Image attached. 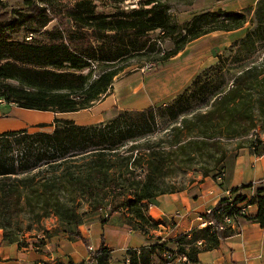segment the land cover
I'll list each match as a JSON object with an SVG mask.
<instances>
[{
    "label": "trees",
    "instance_id": "obj_1",
    "mask_svg": "<svg viewBox=\"0 0 264 264\" xmlns=\"http://www.w3.org/2000/svg\"><path fill=\"white\" fill-rule=\"evenodd\" d=\"M111 1L122 5L134 0ZM42 2L28 0L29 20L38 29L52 21ZM170 10L168 1L146 0L133 9L98 13L91 1L82 0L67 9L66 24L47 31L49 43L19 41L0 32V102L62 114L91 109L112 94L115 79L130 61L157 51L152 33L161 31L175 40L174 49L157 61L164 63L206 35L243 29L254 11L210 10L180 26L172 24ZM8 19L1 18L0 24ZM254 24L231 46L236 55L225 73L222 58L205 79L197 77L170 104L121 111L92 126L56 120L51 133L23 129L0 134V230L6 240L15 242L22 232L51 217L74 238L83 239L79 226L89 214L107 212L109 217L127 210L135 229L147 238L140 251L128 252L130 264H167L164 253L197 264L201 254L219 249L236 235L231 226L219 228L223 218H239L240 205L247 202L240 192L253 184L233 189L231 197L203 216L214 228H195L176 239L153 236L161 224L152 221L147 210L157 198L186 190L188 186L176 188L172 182L191 173L223 181L234 150L250 147L259 154L264 145V0L255 9ZM34 32H29L32 37ZM230 73L234 75L227 82L225 74ZM215 74L221 81H215ZM83 203L89 212H81ZM247 204L257 205L259 212L243 215L242 223L264 225V189ZM109 258L102 247L89 262L78 264H109Z\"/></svg>",
    "mask_w": 264,
    "mask_h": 264
},
{
    "label": "crops",
    "instance_id": "obj_2",
    "mask_svg": "<svg viewBox=\"0 0 264 264\" xmlns=\"http://www.w3.org/2000/svg\"><path fill=\"white\" fill-rule=\"evenodd\" d=\"M237 32L225 33L226 39L230 42L238 40ZM217 36L218 33L206 35L194 41L192 47L207 43L202 51L209 52L219 46L212 43ZM192 47H186L159 72L141 71L122 80L115 79L112 94L92 108L96 112H107L117 103H122L124 111H139L174 101L191 84V80H186L185 72L186 65L192 61ZM5 107L0 105V134L30 129L33 124L17 125L11 116L4 115ZM260 138L264 141V135ZM258 152L250 147L232 151L223 169V181L198 175L186 190L157 198L147 210V216L161 224L152 235L171 240L200 228L203 216L223 199L231 197L233 189L258 183L256 187L240 192L249 203L259 188L264 189V145ZM84 212H89V209ZM249 212L257 215L258 206H250ZM171 223L174 224L173 229H170ZM67 230L56 217L22 232L15 242L7 241L6 233L0 230V264H53L57 261L78 264L89 262L91 254L99 253L102 247L109 251V264H130L128 252L140 251L147 245V238L135 229L127 210L109 217L107 212L89 214L79 226L84 240L74 238ZM197 264H264V225L255 221L244 222L242 229L224 241L219 249L201 254Z\"/></svg>",
    "mask_w": 264,
    "mask_h": 264
},
{
    "label": "rangeland",
    "instance_id": "obj_3",
    "mask_svg": "<svg viewBox=\"0 0 264 264\" xmlns=\"http://www.w3.org/2000/svg\"><path fill=\"white\" fill-rule=\"evenodd\" d=\"M0 19L6 18L8 19L6 22H1L0 24V32L5 36L19 40V41H27L26 39L30 37L29 32H33V40L31 42H37L40 44H45L51 42V36L47 33V31H52L56 27H62L61 25L66 24L67 19L65 17L67 9L74 7L76 3L82 0H45L46 2H42L43 5L49 7L47 8V15L52 20L50 24L45 29H38L36 23L32 20H29L31 17V8L32 5H28V0H0ZM34 3L39 2L40 0H31ZM96 6V10L98 13H106L112 10H117L120 8L121 10H128L129 8L133 9L139 6L142 1L146 0H134L126 2L122 5L114 4L111 0H88ZM168 1L171 5V18L173 25L185 26L186 23L190 22L196 15L201 13L210 11L212 8L222 9L227 12H243L247 8H253L254 11L249 15L248 23L241 30H238L237 35L240 40L242 37L246 35V33L252 30L255 27L254 24V12L259 2L261 0H164ZM215 10V9H214ZM24 23L22 28L18 29L19 25ZM70 21H68V26L70 25ZM67 27H64L66 29ZM218 33L216 40H213L212 43H217L219 46L211 49V51L203 52V46H208L207 43H199L195 46L190 43L187 47H192L190 50V55L192 57V61L186 65L185 76L188 77L186 80H191V84L189 87H192L194 81L197 77L203 76V79L206 78L205 73L210 71L213 68H216L220 65L222 58L227 62L226 67L223 69L222 73L226 72V69L230 67L232 64V58L235 57V52H230L231 46L235 41H228L226 39L225 32L221 35L222 32ZM212 33V34H215ZM180 33L177 32L175 36H178ZM154 42H158L157 51L150 54V56L139 57L137 59H133L129 62V66L124 72H122L116 79L122 80L126 77L133 75L134 73H138L141 71L155 73L159 72V70L165 69L166 65L172 63L175 59L173 57L171 60L167 62H157L162 59L166 53L174 49L175 40L164 35L161 31H156L151 34ZM156 58L157 60H151ZM157 62V63H156ZM156 63V64H155ZM151 66V68H149ZM232 75L234 73L225 74V79L227 82L231 81ZM215 76V81H221V78H218L217 74ZM9 84L17 86V82L9 81ZM173 102V101H172ZM169 103L159 104L157 106H162ZM100 103V102H99ZM161 103V102H160ZM98 104V103H97ZM96 104V105H97ZM0 105H6L3 109V113L6 116H11L15 120V124L17 121V125L19 124H33L30 129V133L36 132H47L51 133L54 130V124L56 120H72L81 126H92L97 125L103 122H107L117 116V114L121 111H124L122 103H117V106L110 109L107 112H96L94 108L83 110L78 113H52V112H38V111H27L22 110L12 105L13 107L8 106L4 101L0 102ZM95 105V106H96ZM44 127H40V126ZM233 148L236 147V144L232 145ZM198 175H202L201 172L191 173L187 177L178 179L173 181L176 185V188L187 187L190 185V182L194 180ZM89 209L88 205L85 203L82 204L81 212ZM23 225L27 227L26 217H23ZM48 223H52L51 220H48Z\"/></svg>",
    "mask_w": 264,
    "mask_h": 264
},
{
    "label": "built area",
    "instance_id": "obj_4",
    "mask_svg": "<svg viewBox=\"0 0 264 264\" xmlns=\"http://www.w3.org/2000/svg\"><path fill=\"white\" fill-rule=\"evenodd\" d=\"M33 37H29L27 38V41H30ZM151 68V66L149 67ZM258 132H256L257 134ZM254 137V134L251 135V138ZM219 181L222 180V177L218 178ZM258 185V183H254L253 186L256 187ZM240 216L238 219H234V218H229V217H225L223 218V223L220 226L219 230H224L226 227L231 226L234 230H236L237 232H239L242 229V219L241 217L243 215H249V208L250 206H248L247 203L245 204H241L240 205ZM211 213V212H210ZM174 224L171 223L170 224V229H173ZM215 224L212 221L206 220V219H201V225L200 228L204 229V228H208V227H213L214 228ZM167 239H165V237H163V241H165ZM90 251H93V248L90 247ZM164 259L166 260L167 264H191L188 259L185 256H178L175 255L174 253H164L163 255Z\"/></svg>",
    "mask_w": 264,
    "mask_h": 264
},
{
    "label": "bare ground",
    "instance_id": "obj_5",
    "mask_svg": "<svg viewBox=\"0 0 264 264\" xmlns=\"http://www.w3.org/2000/svg\"><path fill=\"white\" fill-rule=\"evenodd\" d=\"M146 91V90H145Z\"/></svg>",
    "mask_w": 264,
    "mask_h": 264
}]
</instances>
